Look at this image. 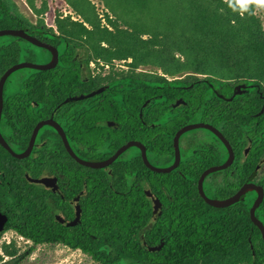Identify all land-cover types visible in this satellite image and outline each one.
Masks as SVG:
<instances>
[{
	"label": "trees",
	"instance_id": "obj_1",
	"mask_svg": "<svg viewBox=\"0 0 264 264\" xmlns=\"http://www.w3.org/2000/svg\"><path fill=\"white\" fill-rule=\"evenodd\" d=\"M66 1L82 16V21L59 18L54 28L43 17L31 22L11 0H0V29L25 28L60 50L55 67L34 69L32 74L38 80L49 78V94L38 88L31 92L32 82H25L21 91L37 100L40 106L48 104L49 115L70 94L69 79L81 75L77 57L80 49L87 53L88 61L101 58L113 63L116 58H131L135 66L159 67L168 74L191 71L194 76L201 73L212 81H226L230 85L264 84V25L253 7L245 10L237 0H103L112 28L102 24L92 0H81L85 10H79L72 0ZM32 5L35 7L34 2ZM16 38L10 44L1 45L0 78L19 61V52L34 54L32 48L20 45L19 41L26 39ZM144 77V89L138 87V79L124 80L123 93L135 101V109H140L157 92L158 85L164 87L167 83L166 76L151 71H146ZM61 78L65 79L63 91ZM84 84L86 88L88 84ZM34 85L39 83L36 81ZM35 124L34 119L32 125L24 127L22 148L14 146L16 151L27 147ZM55 135L61 150L57 156L62 152L69 155L61 136L56 132ZM138 137L137 131L129 134V138ZM145 144L155 147L147 139ZM49 157L50 154L45 156V160ZM34 158L16 157L0 143L3 187L26 212L12 228L39 244L58 239L61 229L47 228L48 221H54L48 216L47 192L44 186L26 177V169L32 175L39 173ZM79 166L83 173L89 174L88 183L98 189L94 207H88L84 221L100 240L91 244L82 238L77 243L73 233L68 245L82 248L94 261L101 264H264V237L251 217L252 199L229 207L213 206L199 193L197 179L174 177V171L152 170L141 153L127 160L130 173L127 178L120 179L115 172L113 188L103 169ZM162 186L173 195L174 201L166 197ZM147 189L154 195L162 192L169 201L157 218L153 216L154 202ZM257 214L264 222V204ZM142 236L148 245L162 244V247L147 250ZM11 247L12 244L3 246L8 254H17Z\"/></svg>",
	"mask_w": 264,
	"mask_h": 264
},
{
	"label": "flooded vegetation",
	"instance_id": "obj_2",
	"mask_svg": "<svg viewBox=\"0 0 264 264\" xmlns=\"http://www.w3.org/2000/svg\"><path fill=\"white\" fill-rule=\"evenodd\" d=\"M0 48H2L1 45ZM48 53L49 58L46 62L52 58L51 52ZM77 57L81 75L69 79L70 94L56 105L55 111L51 115L48 112V104L40 106L37 100L29 97V94L21 93L24 86L21 87L20 91L10 96H7L4 90L0 128L13 149L14 146L22 148L26 135V128L24 127L32 125L34 119L36 126L41 120L53 117L66 132L72 149L85 160L102 161L108 159L129 141L138 140L145 144L147 139L150 144L155 146L148 147L145 144L151 162L157 166H169L177 158L175 140L177 132L191 123H205L206 126L196 128H206L211 135L209 139L202 138L196 133L195 135L186 134L187 131L181 134L178 140L180 162L172 170L174 171L173 176L197 179L198 190L201 194L199 180L202 174L213 166L224 164L233 154L230 165L210 171L206 175L204 180L206 194L212 198L225 199L234 195L245 183H253L262 186L264 189L263 83L240 82L230 85L226 81H212L201 73L194 76L192 74L195 73L191 71L168 74L159 67L156 68L162 72H159L158 69H148L144 64L135 66L132 64L131 58H116L113 63H106L101 58H92L88 61L87 53L81 49L78 50ZM116 61H124L127 64L124 69L114 68L113 65ZM95 62L107 65L110 70L103 73ZM146 71L166 76L167 83L164 87L158 85L157 92L144 101L140 109H135V101L123 93L125 90L123 87L125 85L124 80H128L129 77H132V81L138 79V87L144 89ZM64 80V78L60 79L62 91L65 89ZM36 81L39 86L34 85ZM25 82H32L30 83L31 92L38 88L43 93L45 91L47 95L49 94L48 77H42L38 80L31 74L26 78L24 84ZM84 83L88 84L86 85L88 90L83 88ZM97 83L100 85L95 86ZM241 84H246V86H239ZM101 88H103L101 91L95 92ZM106 90L108 91L105 92ZM92 92L95 93L91 96L66 101L74 96L87 95ZM87 98H91V100L87 101ZM119 98H122L120 102L118 101ZM145 103L147 104L145 105ZM33 104L38 106L37 109L32 107ZM151 106L153 108L146 110L147 107ZM212 128L220 131L228 139L229 144ZM34 129L27 147L32 139ZM135 131L139 137L129 138V134ZM55 132L61 136L69 155L62 152L60 156H57V152L61 150ZM149 132L150 136H147ZM27 147L17 152H22ZM131 147H136L138 153L127 154L129 147L107 166L93 167L101 168L107 172V177L111 181V188H113L112 181L115 172L120 179L130 175L126 166L127 160L139 153L143 158L141 148L138 146ZM48 154L51 157L45 160V156ZM184 154H186L185 157ZM28 156L35 157V161L37 159L35 163L39 173L32 175L31 171L26 169L25 174L28 172L30 176L38 178L50 177L49 182L52 183V186H47L44 183L34 182L44 186L47 192L46 200L50 207L48 216L54 220L48 221L47 228L58 226L61 229L58 239L39 244H62L72 248L68 244L72 242L73 233L75 235L74 242L79 243L83 238L84 241L91 244L98 243L100 239L96 237L93 228L84 221L85 212L88 207L91 209L94 207L92 204L95 203L98 193L96 186L88 183L89 174L83 173L81 166H79L89 165L82 164L71 154L57 127L51 124H45L40 128L33 149ZM153 156L160 159L163 164L158 165L159 163L153 161ZM73 158L77 160L79 165L75 164ZM116 162V168H114ZM1 174L0 169V220L6 217V221L3 223L5 229L0 230V242H2L3 234L9 230L20 237L27 238L12 228L15 221L24 217L26 212L15 204L9 191L3 187ZM164 192L167 198L175 200L165 188ZM154 196L160 200V211L165 209L169 201L164 198V194L159 192ZM257 196L258 191L252 189L243 195L239 201L252 199L253 206ZM151 199L153 200L152 197ZM263 204L264 199L257 211ZM79 209L81 212L79 221L69 224L77 217ZM257 216L259 217L258 214ZM151 226L152 224L146 229ZM143 242L147 243L144 238ZM72 249L81 250L84 255L93 260L92 256L82 248Z\"/></svg>",
	"mask_w": 264,
	"mask_h": 264
},
{
	"label": "rangeland",
	"instance_id": "obj_3",
	"mask_svg": "<svg viewBox=\"0 0 264 264\" xmlns=\"http://www.w3.org/2000/svg\"><path fill=\"white\" fill-rule=\"evenodd\" d=\"M19 12L22 13L27 19L31 22H37L38 18L43 17L46 24L49 27L57 28V21L59 18H64L66 20H78L82 21V16L76 12L73 6L68 3L66 0H11ZM74 4L78 6V9L85 10L84 5L81 3V0H72ZM34 2L35 7L32 5ZM96 6V10L99 14V17L102 20L103 25L109 24L107 13L108 9L104 4L103 0H92ZM46 6V8H45ZM247 7H253L255 13L260 18L264 25V7H259L255 4L247 5ZM38 10H41L39 13ZM90 26V25H88ZM14 28V27H13ZM16 36L11 34L1 35L0 36V45L10 44L16 41ZM21 46H28L34 50V54L31 55L26 52H19L17 56L18 62L31 61L37 63L46 62L49 58L48 51L44 50L35 44H31L28 41H19ZM17 62V63H18ZM95 64L101 68L103 73H107L110 68L107 65L102 63ZM94 64V65H95ZM124 61H116L113 65L114 68L124 69ZM100 65V66H99ZM148 69L158 68L154 66H147ZM159 70V69H158ZM34 69L30 67H23L14 71L6 81L5 93L7 96L13 95L20 91L21 87L24 84L26 78L33 74ZM159 72H162L159 70ZM4 130H7L3 128ZM195 133L202 138H211L209 131L206 128H196L189 130L186 134L195 135ZM188 152V151H187ZM186 152V153H187ZM129 155H134L138 153L136 147H130L127 152ZM186 154H184V157ZM153 161L156 163L163 164L160 159L152 157ZM8 240H11L10 242ZM5 244H12V249L17 250V254H8L3 246ZM0 264H101L92 260L91 258L84 255L81 250H75L64 246L62 244H34L31 240L27 238L20 237L18 234L13 233L9 230L3 234L2 242H0Z\"/></svg>",
	"mask_w": 264,
	"mask_h": 264
},
{
	"label": "water",
	"instance_id": "obj_4",
	"mask_svg": "<svg viewBox=\"0 0 264 264\" xmlns=\"http://www.w3.org/2000/svg\"><path fill=\"white\" fill-rule=\"evenodd\" d=\"M6 34H11V35H15V36H19L21 38H24L28 41H30L31 43L46 48L48 49L51 54H52V58L50 61L48 62H44V63H37V62H31V61H23V62H18L13 64L12 66H10L1 76L0 78V123H1V117H2V112H3V106H4V90H5V84L7 79L9 78V76L16 70L23 68V67H30V68H34V69H40V70H45V69H49V68H53L55 67L58 62H59V49L57 46H55L54 44L42 40L41 38H39L38 36L31 34L27 29L25 28H2L0 29V36L1 35H6ZM239 86H246V84H241ZM103 88L99 89L98 91L95 92H99L101 91ZM95 92L89 93L87 95H81V96H74L72 98L67 99L66 101H70V100H75V99H79V98H83L85 96H91L93 95ZM147 103H145L146 105ZM45 124H51L57 127L59 133L63 136V139L65 141V144L68 148V150L71 152V154L82 164L85 165H89L92 167H104L107 166L108 164H110L111 162H113L123 151H125L126 149H128L131 146H138L139 148H141L142 150V155L144 158L145 163L152 169L158 172H170L172 171L174 168L177 167V165L180 162V151H179V146H178V140L181 136V134L185 131L191 130V129H195L196 127H202V126H206L207 124L205 123H191L186 125L185 127L181 128L175 137L176 140V146H177V158L175 160V162L169 166H157L155 164H153L151 162V160L149 159L148 156V149L147 146L138 140H131L128 143L124 144L112 157L102 160V161H89V160H85L83 158H81L80 156H78L75 151L72 149L67 134L64 131V129L61 127V125L53 118H48L45 120H41L34 129V133L32 136V139L30 141L29 146L27 147L26 150L22 151V152H17L13 149V147L9 144V142L5 139V137L3 136L2 132H1V128H0V141L3 144L4 147H6L14 156L19 157V158H23L28 156L34 146V142L36 139V136L40 130L41 127H43ZM225 142H227L229 144L228 139L217 129L212 128ZM233 160V154L229 157V159L221 165H217V166H213L211 168H209L208 170H206L202 176L200 177L199 180V189L201 192V195L205 198V200L213 205V206H217V207H226L229 206L237 201H239L243 195H245L248 191L252 190V189H256L258 191V196L254 201L253 206L251 207V217L252 220L254 221V223L256 225L259 226V228L262 231L263 237H264V222L257 216L256 211L257 208L260 206V204L262 203L263 199H264V189L262 186L253 184V183H245L243 184V186L232 196L225 198V199H217V198H212L210 196H208L204 190V180L206 175L213 170L216 169H221L224 167H227L228 165H230V163ZM26 175L28 177L29 180L33 181V182H37V183H44L47 186H52V183L49 182V178L50 177H32L29 175L28 172H26ZM146 193L151 196L154 200V211H153V216L154 218H157L160 214V200L158 198H156L153 194V192L150 189L146 190ZM80 209L78 210V215L77 217L69 222V224H74L76 222L79 221L80 219ZM59 218V217H58ZM60 219V218H59ZM6 221V217L1 218L0 222L3 224ZM0 225V230H4L5 229V225L3 224ZM149 226V225H148ZM163 241V239H162ZM144 246L147 250H151V251H155L158 250L162 247V244H158V245H148L146 242L144 243Z\"/></svg>",
	"mask_w": 264,
	"mask_h": 264
},
{
	"label": "clouds",
	"instance_id": "obj_5",
	"mask_svg": "<svg viewBox=\"0 0 264 264\" xmlns=\"http://www.w3.org/2000/svg\"><path fill=\"white\" fill-rule=\"evenodd\" d=\"M238 3L246 10L247 5L255 4L259 7H264V0H237Z\"/></svg>",
	"mask_w": 264,
	"mask_h": 264
}]
</instances>
